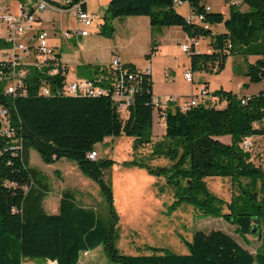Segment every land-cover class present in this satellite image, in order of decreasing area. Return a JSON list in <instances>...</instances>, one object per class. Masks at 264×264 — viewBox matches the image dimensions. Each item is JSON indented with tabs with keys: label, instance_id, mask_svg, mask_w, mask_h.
<instances>
[{
	"label": "trees",
	"instance_id": "1",
	"mask_svg": "<svg viewBox=\"0 0 264 264\" xmlns=\"http://www.w3.org/2000/svg\"><path fill=\"white\" fill-rule=\"evenodd\" d=\"M175 1L110 0L99 22L100 33L113 36L116 18L146 15L153 30L180 26L193 39L189 54L192 71L220 72L229 55H251L257 58L248 63L249 82L264 81V0H244L242 5L225 0L228 16L207 11V0H181L188 2L194 14H203L207 24L196 18L191 22L177 10ZM220 23L225 31L214 33L211 25ZM200 37H210L209 52L197 51L195 40ZM156 46L153 41L152 53ZM47 59L57 60L58 73L49 74L55 64L43 66ZM61 66L54 49L43 60L37 55L29 66L24 80L26 94L22 96L9 95L6 82L0 81V107H8L11 124L21 140V145L13 144L0 132V264H23L32 258L78 264L83 253L98 247L117 264H264V157L254 160L243 146L253 136L264 137V90L247 96L220 88L209 105L199 103L186 111L169 107L163 115L165 133L153 141L151 74L142 75L140 89L123 115L111 95L58 94L57 89L66 81ZM102 83L103 76L93 78V85ZM46 84L53 90L50 95L40 93L41 85ZM122 135L134 138L135 151L153 143L147 157L134 158L131 163L166 178L167 184L176 188L179 200L194 204L201 216L221 217L244 237L256 228L261 240L256 251L244 247L230 233L211 229L197 230L186 254L165 248H154L150 254L122 253L117 246L119 215L106 177L114 161L89 156L97 143ZM221 136H230L231 141L224 142ZM31 149L46 163L62 158L75 161L80 171L99 185L105 208L85 207L71 190H65L59 211L49 213L43 201L51 186L46 175L30 165ZM152 157H165L171 163L154 166L147 161ZM214 176L230 178L237 187L229 201L208 188L206 178Z\"/></svg>",
	"mask_w": 264,
	"mask_h": 264
},
{
	"label": "rangeland",
	"instance_id": "2",
	"mask_svg": "<svg viewBox=\"0 0 264 264\" xmlns=\"http://www.w3.org/2000/svg\"><path fill=\"white\" fill-rule=\"evenodd\" d=\"M11 3V11L17 12V1L8 0ZM207 4L213 10L223 11L229 15V4L214 5L213 0H207ZM188 6L178 7L181 13L187 12ZM246 9V6H242ZM43 13L46 15L43 16ZM102 16L101 11L98 12ZM48 19L50 23L62 21L65 30L74 29L76 21L73 15L59 14L56 11H42L37 13ZM224 25H216L214 31H220ZM28 33V32H27ZM0 34L2 38L9 36L7 26L0 20ZM53 49V47H51ZM180 68L172 69L169 64L175 61V57H160L159 66L156 67L154 78L161 88L173 91L171 96L189 98L198 94L202 87L209 86V96L202 99L201 103L210 104L214 91L223 88L240 93H258L264 89V81L251 83L250 88L245 85L249 82L246 75L249 62L255 60V56H243L240 54L229 55L225 66L220 72L193 70V81L186 79V72L190 69L184 67V62L189 59V54L178 53ZM35 60L37 51L34 53ZM43 60L42 53L38 57ZM48 57V56H47ZM179 94V95H178ZM161 133V132H160ZM163 135L153 134V141L161 139ZM222 141L230 142L229 136L222 137ZM153 143L142 147L139 151L134 149V138L129 136L107 137L104 141L96 144L99 150L97 157L113 159V164L106 170V177L110 180L113 194L114 206L119 215V236L117 246L122 253L129 255L150 254L154 248H165L175 253L186 254L189 252L188 242L192 241L197 230L210 231L221 229L233 235L243 246L252 251L261 244L259 237L253 233L246 237L240 236L236 226L221 217L199 214L194 204L179 200L176 188L167 184L166 178L149 172L145 167L131 163L134 158L147 157L152 151ZM249 150L254 160L264 157V137L253 136ZM68 160V161H67ZM74 164L71 159H60L54 163H46L37 150H30V165L42 171L50 183L51 192L44 199L43 205L49 213L57 210L53 207L58 203L61 194L65 190H71L78 202L85 207H98L104 209L106 201L99 185L90 177L82 173L79 168L70 169L68 162ZM147 161L154 166L169 165L171 162L165 157H152ZM208 188L214 194L229 201L237 187L230 178L208 177L206 178ZM242 179V182H246ZM249 242L247 241V239ZM24 264H55L43 258L26 259ZM78 264H117L112 261L98 247L88 253H83Z\"/></svg>",
	"mask_w": 264,
	"mask_h": 264
},
{
	"label": "built area",
	"instance_id": "3",
	"mask_svg": "<svg viewBox=\"0 0 264 264\" xmlns=\"http://www.w3.org/2000/svg\"><path fill=\"white\" fill-rule=\"evenodd\" d=\"M88 0H60L57 4L53 0H26V4H19L17 0V12L13 13L7 10L0 2V20L7 26L9 36L4 38L5 41L0 40V81L6 82V92L12 97L22 96L26 94L24 87V80L29 73L28 63L23 56L34 54L37 50L52 47L49 42V33L46 30H41L32 37H27V32L37 21V13L46 11L52 8H59L70 12L76 23L78 29L75 32L66 30L63 32L65 37H70L73 33L81 36L89 34V28L100 19L98 13L89 11L86 8ZM175 3L180 5L181 0H176ZM231 4L242 5L244 0H230ZM207 11H211L212 7L207 5ZM190 21L192 18H199L202 23H205L203 14L189 15ZM194 42H185L181 44V50L187 54L192 51ZM53 62L55 66L49 69V74L54 75L58 73L59 67L57 60L47 59L42 61L43 66L47 63ZM109 74L103 75V83L101 85H93V79L80 78L74 81L66 79L62 89H57L58 94L69 96H96V95H111L115 101L118 111L126 115L133 103L135 94L140 89L142 75L151 74V68L148 66L141 72L132 71L119 57H114L109 65ZM61 71L67 74L66 67L62 64ZM193 72L191 68L186 72V79L193 81ZM40 93L50 95L53 90L50 85H41ZM207 86L202 87L198 94H194L189 98L181 96H167L164 98L153 97L154 113L163 117L167 108L177 107L182 111H186L191 107L197 106L202 99L209 96ZM245 102V100H243ZM0 132L3 136L8 138L13 144L21 145L20 138L16 135V129L11 124L10 112L8 107H0ZM251 140L248 139L244 143V148L249 150ZM12 146V145H11ZM97 151H92L89 156L92 159L97 158Z\"/></svg>",
	"mask_w": 264,
	"mask_h": 264
},
{
	"label": "crops",
	"instance_id": "4",
	"mask_svg": "<svg viewBox=\"0 0 264 264\" xmlns=\"http://www.w3.org/2000/svg\"><path fill=\"white\" fill-rule=\"evenodd\" d=\"M53 1L57 4H61L59 3L60 0ZM213 1L214 5L216 6L220 5L221 3L227 4L225 0ZM0 2L3 6L6 7L7 10L11 11V3L8 0H0ZM109 2L110 0L87 1L86 8L94 13H98L101 11L102 16H100V19L97 20L95 24L89 28V34L86 36H81L73 33L70 37H65L63 35V32L66 31V27L64 26L62 21L58 20V23H50V21H47L48 19H44L41 14V16L37 18V21L33 25V27L28 30L27 37L30 38L41 30L48 31L50 45L53 47L56 53L59 54L62 64L67 69L66 79L68 81H74L80 78L93 79L98 76H106L109 74L108 68L111 60L114 57H119L123 62L130 63L141 70H145L148 66H150L154 97L164 98L171 95H177L174 94L175 92L173 93V91L161 88L154 78V72L156 70V67L159 66L160 57L169 59L174 56L175 61L172 64L170 63L169 66L172 69H179L181 63L179 61L178 53L183 52L181 50V44L185 42H193V39L189 37V35L180 26H169L153 30L150 18L146 15L116 18L114 20V25L116 28L115 34L111 37L102 35L100 33L99 22L104 17ZM180 5L188 6L187 12L185 14L182 13L188 18L192 12L190 5L188 4V2H182ZM180 5L177 6L178 11V7ZM208 5L211 6L210 4ZM49 10L56 11L59 14L70 13L59 8H52L46 11ZM44 15L46 14L43 13V16ZM216 25L218 24L211 25L214 33L225 31V27L220 31H214L213 27ZM219 25H224V23H220ZM78 27L81 26H78V24L76 23L74 29L68 30L71 32H75ZM1 36L3 35L0 34L1 42L5 41ZM210 40V37H200L196 39L195 47L197 51L209 52L211 50L209 46ZM153 41H156L157 46L156 50L152 53ZM149 54L150 57H147V55ZM35 57L36 56L34 54L23 56V58H25V61L28 63V66H32L35 63ZM184 67L191 68L190 56L189 59L184 62ZM102 73L103 75H100ZM246 83H249L247 86L250 88L251 82ZM206 86L210 91L209 86ZM252 94L254 93H240V95L247 96ZM165 129V119L154 113L153 134L155 135V133L157 132V134L163 135L165 133ZM222 137L226 136H221L219 137V139L222 140ZM95 150L99 154V150L96 146ZM68 164L70 166V169L74 170L75 168H78L77 164H74L71 161H69ZM53 207H56L57 211H55L54 213H57L59 211V204L56 203L53 205Z\"/></svg>",
	"mask_w": 264,
	"mask_h": 264
},
{
	"label": "bare ground",
	"instance_id": "5",
	"mask_svg": "<svg viewBox=\"0 0 264 264\" xmlns=\"http://www.w3.org/2000/svg\"><path fill=\"white\" fill-rule=\"evenodd\" d=\"M18 3L19 4H26V0H24L22 2L18 1ZM193 19H195V18H193ZM196 20H200V19L196 18ZM37 53H38V55H41L42 53H44V55H45L44 59H45L47 56H49L53 53V49L51 47H46V48H42V49L37 50Z\"/></svg>",
	"mask_w": 264,
	"mask_h": 264
},
{
	"label": "water",
	"instance_id": "6",
	"mask_svg": "<svg viewBox=\"0 0 264 264\" xmlns=\"http://www.w3.org/2000/svg\"><path fill=\"white\" fill-rule=\"evenodd\" d=\"M258 220V219H257ZM256 232V228H253V233H255ZM53 262H55L56 264H58V261L57 260H55V261H53Z\"/></svg>",
	"mask_w": 264,
	"mask_h": 264
}]
</instances>
